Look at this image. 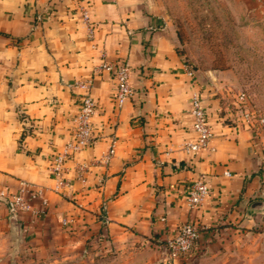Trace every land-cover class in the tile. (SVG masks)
<instances>
[{"label":"crops","instance_id":"obj_1","mask_svg":"<svg viewBox=\"0 0 264 264\" xmlns=\"http://www.w3.org/2000/svg\"><path fill=\"white\" fill-rule=\"evenodd\" d=\"M84 5L96 22L93 39ZM177 45V35L139 0H0V264H250L256 258L249 224L261 221L264 210L250 205L264 200L258 171L264 154L254 130L229 117L235 106L224 83L189 73ZM104 61L132 68L134 94L121 106L115 72L102 69ZM90 78L93 140L67 160L71 184L55 191L50 166L71 138L84 92L73 84ZM196 92L215 149L190 153L183 143L195 137ZM199 178L210 193L192 207L187 190ZM24 181L46 187L47 202L28 193L31 207L14 211L2 192L20 193ZM188 220L204 229L187 252L171 257L167 241ZM205 228L217 238L205 236ZM221 246L229 250L221 253Z\"/></svg>","mask_w":264,"mask_h":264},{"label":"rangeland","instance_id":"obj_2","mask_svg":"<svg viewBox=\"0 0 264 264\" xmlns=\"http://www.w3.org/2000/svg\"><path fill=\"white\" fill-rule=\"evenodd\" d=\"M262 1L139 0V3L177 35V48L184 60L190 61L199 73L212 81L224 83L225 92L232 97L246 91L253 107L264 117ZM254 132L264 154V122L257 123ZM258 171L264 183V158ZM262 216L261 221L249 224L251 253L257 255L250 264H264V214ZM205 229L208 231L204 234L210 240L217 238L216 232ZM220 250L225 253L229 248L221 246Z\"/></svg>","mask_w":264,"mask_h":264},{"label":"built area","instance_id":"obj_3","mask_svg":"<svg viewBox=\"0 0 264 264\" xmlns=\"http://www.w3.org/2000/svg\"><path fill=\"white\" fill-rule=\"evenodd\" d=\"M81 14L83 21L86 23L87 35L90 39H93L96 31V22L90 16L88 5L82 6ZM101 68L115 72L116 88L114 98L119 106L123 105L134 94V88L131 83V66L128 63L116 65L113 62L104 61L101 64ZM188 70L189 73L194 74L193 69L189 66ZM73 85L84 89L80 108L73 117L74 127L71 138L54 154L50 166L51 174L55 180L52 189L59 192L64 191L71 184V179L67 176V160L76 156L92 143L93 118L97 111L96 101L91 94L93 80L91 78L79 79ZM233 105L235 106V111L229 117L235 121V124L255 130L257 123L264 122L263 114L253 107L246 91H240L234 94ZM191 117V127L195 132V137L185 140L183 148L190 153L200 149L214 150L215 146L212 140L215 134L211 126L209 113L205 107L202 95L199 92L194 93L192 96ZM114 152L115 143H113L108 153L104 156L105 163L111 160ZM79 168L80 170H84L87 166L83 163ZM225 173L231 175L230 170H226ZM80 174H82L81 171ZM21 189L22 192L20 193L2 192L8 206L12 210H25L31 207L28 193L33 198L42 199L43 203L47 202L45 197L46 187L35 186L24 181L22 182ZM209 193L210 188L208 183L204 179H196L189 185L187 190V202L192 207L198 206L203 203ZM64 222H67V220L64 219ZM201 228L194 221L188 220L182 222L178 227L177 233L167 241L170 256L178 257L187 252L200 237Z\"/></svg>","mask_w":264,"mask_h":264},{"label":"water","instance_id":"obj_4","mask_svg":"<svg viewBox=\"0 0 264 264\" xmlns=\"http://www.w3.org/2000/svg\"><path fill=\"white\" fill-rule=\"evenodd\" d=\"M250 209L254 211H263L264 210V200H256L250 205Z\"/></svg>","mask_w":264,"mask_h":264},{"label":"trees","instance_id":"obj_5","mask_svg":"<svg viewBox=\"0 0 264 264\" xmlns=\"http://www.w3.org/2000/svg\"><path fill=\"white\" fill-rule=\"evenodd\" d=\"M184 61H185V63H186L191 69H193L194 73H196V68H195V66H194L192 63H190V61H188L187 59L184 60ZM223 106H224V105H223ZM220 114L224 115V112H223V111H220ZM224 121L227 122V123L233 124V121H232L231 119H229V118H225ZM23 134H25V133H23ZM22 136H23V135H22Z\"/></svg>","mask_w":264,"mask_h":264}]
</instances>
